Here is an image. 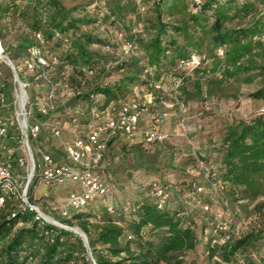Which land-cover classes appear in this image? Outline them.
<instances>
[{
	"label": "trees",
	"instance_id": "1",
	"mask_svg": "<svg viewBox=\"0 0 264 264\" xmlns=\"http://www.w3.org/2000/svg\"><path fill=\"white\" fill-rule=\"evenodd\" d=\"M200 2L201 10L191 0H104L97 16L96 11L93 15L88 10V3L66 7L61 0H0V21L6 27L14 21L26 25L14 43L0 42L17 71L18 63L24 64L33 47L47 51L46 58H58L51 46L65 50L64 58L50 65L47 72L58 70V83L49 78L57 86L56 112L65 114L66 109L58 106L57 100L59 93H66L67 101L79 102L80 106L69 119L78 118L80 123L87 124L92 107L104 120L109 106L119 108L131 101L140 102L139 91L144 94L140 103L145 102L146 95H152L149 110L160 107L152 112L154 119L165 111L166 103L175 102V81L179 103L173 108L178 110L179 104L186 109L190 100L237 99L243 85H254L248 96L264 103V0ZM143 7L145 12L141 11ZM150 13L153 14L149 16ZM106 22L115 27L111 36L115 42L108 33L103 38L98 35ZM57 33L68 41L56 39ZM36 34L41 35L43 44ZM119 34L122 39H118ZM3 36L1 28L0 39ZM120 43L123 50L127 43L136 44L138 50H124L117 55L113 48L120 47ZM195 58L199 62L187 68L186 64ZM114 72L120 75L112 81ZM63 85L67 86L66 92ZM173 141L162 146L152 144L151 155L144 152L141 144H136L130 153L133 168L147 165L151 173L166 171L174 175L160 181L170 182V197L177 199L174 209H159L153 198L135 192L128 199L130 206L126 207L125 202L117 204L113 214L106 205L91 203L82 211L69 210L66 218L48 216L85 234L95 264H183L180 256L192 253L198 244L210 264H264V258H257L255 252L264 232L251 231L211 245L212 228L207 239L203 238L208 223L196 220L200 211L192 207L195 200L188 195L196 176L173 164L179 149ZM216 152L214 157L200 152L195 156L216 167L217 179L223 186L217 198L230 204L236 201L237 192L243 199L264 195V114L228 124ZM162 156L167 162L155 167L153 160L161 161ZM191 169H197L194 159ZM35 179L36 172L28 188L31 203L35 202ZM15 207L14 201L8 200L0 210V264H92L78 234L37 220L36 214L28 210L12 217ZM179 211L185 215L178 217Z\"/></svg>",
	"mask_w": 264,
	"mask_h": 264
},
{
	"label": "built area",
	"instance_id": "2",
	"mask_svg": "<svg viewBox=\"0 0 264 264\" xmlns=\"http://www.w3.org/2000/svg\"><path fill=\"white\" fill-rule=\"evenodd\" d=\"M191 1L197 10H201L200 0ZM141 11L145 12V8H141ZM35 37L43 44L40 34H36ZM55 38L64 42L68 41L65 36L59 33L55 35ZM118 39H122L121 34L118 35ZM124 50L135 52L138 50V46L127 43ZM28 52L29 56L24 62L25 69L37 72L35 78L42 80L47 85L44 94L35 93L32 97L27 92L29 83L19 78L18 71L5 55L0 42V65L9 66L13 75V89L10 97H8V85L0 70V210L4 208L8 200H13L16 210L12 212V217L16 213L28 210L36 214L35 219H41L62 228L53 222L55 220L52 217L41 212L35 203L29 201L28 188L31 182L29 185L28 182L31 176H35L36 172V179H40L48 186L60 184L65 180L77 184V187L68 193L67 208H63L59 212L61 217H69V210L82 211L91 203L106 205L107 211L113 214L117 209V204L112 201L110 184L102 179L98 173L108 144L121 138L128 145L156 144L162 146L169 137L177 136L179 129L186 133L188 127L181 121L178 124L179 128L173 129L170 134L161 133L155 128H141L139 121L142 115L149 112L148 104L153 99L151 94L145 96L144 103L131 101L119 108L109 106L108 115L104 120L96 108L92 107L90 120L86 124L87 136L65 141L63 150L69 162L56 163L53 152L45 150L38 144L45 124L36 115L47 117L56 112L57 106L54 98L57 86L51 84L47 76V68H50V65H57L59 59L55 55H49V58H46L48 52L41 51L39 47H33ZM198 62L199 59L195 58L194 61L187 63L186 67L192 68ZM62 76L65 80L66 73L63 72ZM177 86L178 83L175 81V102L165 104V111L153 119L155 125L161 124L167 117V111L179 103L177 101ZM62 87L63 92H66L67 86L63 85ZM156 88L159 89V86L156 85ZM179 111L185 113L186 109L179 104ZM261 114H264V109L261 110ZM78 122V118L71 119L74 126H77ZM47 131L54 138L61 136V129L58 126L50 124L47 126ZM30 140H34L38 144L36 148L38 158L36 160ZM193 159L196 170L199 171L198 174L205 181L198 183L196 179L191 180L188 195L195 200L192 207L202 212L208 223L203 238L207 239L209 230L213 228V237L210 239L211 245L224 243L231 236L240 234L238 227H233V211L225 199L217 198L222 193L223 186L217 179L216 167L196 156ZM21 168L23 171L19 170ZM169 178H173L172 173L169 174ZM171 190L170 182L162 183L159 181H134L120 189L127 197L126 207L130 206L129 197L133 196L135 192H141L142 197L153 198L157 208L162 209L170 206L171 209H174L177 206V199L174 200L170 197ZM208 197H210V203L206 201ZM211 199L219 201L218 209H212ZM183 205L186 209V201ZM184 215L185 212L179 211L178 217Z\"/></svg>",
	"mask_w": 264,
	"mask_h": 264
},
{
	"label": "rangeland",
	"instance_id": "3",
	"mask_svg": "<svg viewBox=\"0 0 264 264\" xmlns=\"http://www.w3.org/2000/svg\"><path fill=\"white\" fill-rule=\"evenodd\" d=\"M104 0H61L62 4L66 7L72 6H85L87 3L90 4L88 10L95 14L97 12V16H100V8L101 4ZM81 14V12H78ZM153 13H150L151 16ZM4 29V36L0 39L2 44L5 43H14L18 34L26 29V25L21 21H14L9 23L6 27L5 23L0 21V29ZM115 27L111 26L109 22H106L102 25L98 35L100 38H103L108 33V38L115 42V39L111 37L114 33ZM111 33V34H109ZM117 42H120L117 40ZM121 47V48H120ZM120 47H114L113 51L116 52L117 55L121 54L124 50L120 43ZM51 50L58 56V59H63L65 55V50L60 46H51ZM18 76L20 79L25 80L29 83L27 88L28 94L32 97L35 93L44 94L46 92V84L40 80L36 79L37 72H32L26 70L24 64L18 63ZM0 70L2 71L4 81L8 85L7 96L10 97V93L13 89V75L9 66L0 65ZM120 73L114 72L111 76V80L114 81L119 77ZM47 76L49 78L56 80L58 83V70L51 69L47 72ZM58 88H61L58 85ZM146 87H144L145 89ZM191 88V87H190ZM189 88V89H190ZM255 89L254 85H243L240 87L238 92L237 99H208L207 101H194L190 100L186 106V112H180L177 108H172L173 110L171 114V119L169 122V127L175 129L178 127L179 122L183 121V123L188 127V131L185 133L179 129L177 131V141H173V144H177L179 146L178 152L175 151V158L173 159V164L177 166L184 167L186 170H190L191 174L196 176V181L198 183H202V179L199 171L192 168V159L195 157V154L198 152L205 154L210 157H214L218 155L216 152V147L219 146V143L223 137L225 128L232 121L236 120H250L255 114H260L261 110L264 109V103L260 101L252 100L248 95ZM137 99L140 102L143 100L144 94L140 91L137 93ZM66 93L62 96V93H59L58 96V106L66 109L65 114L62 117L59 116L57 119L62 122L68 123L69 116L74 112L77 107H80L78 104L70 103L66 100ZM9 100V99H8ZM74 104V105H73ZM160 110V107L156 106L153 109L149 110L150 112L156 113ZM144 115L141 116L144 117ZM146 117V116H145ZM56 118V117H55ZM62 118V119H61ZM140 118V120H141ZM140 124V121H139ZM175 127V128H174ZM53 146H56L57 143L54 142ZM31 148L34 152V157L37 159L38 156L36 154V148L38 144L34 140H30ZM135 148V145H128V143H124L122 145H117V148L112 151V148L106 153L105 156V168L103 169V176H108V174L113 177L111 180L112 184L120 187L121 185L126 184L131 179L134 180H146L150 178L152 169L147 168V165L142 168H133V159L132 155ZM144 152L148 154L154 153V146L146 145L144 147ZM146 156V155H144ZM148 158H150L148 156ZM163 162H167V159H164L162 156V160H153L155 163V167L162 166ZM153 168L152 166H149ZM34 178V177H33ZM33 180V179H32ZM36 181V179H35ZM32 182V181H31ZM35 183V182H34ZM36 186V185H35ZM123 187V186H122ZM42 188V184H40L36 190V197L40 194V189ZM35 191V188H34ZM57 193L54 195L55 197L48 199L41 198L39 200H35V204L39 207L40 211L45 213L46 215H51L54 218H57L59 215L58 211H52L51 206L54 205L56 207H62L64 205V194L59 187L57 188ZM111 194L114 195L115 191L111 190ZM118 200H121L122 197L118 195ZM206 198V197H205ZM236 201L231 200V209L233 213L232 223L233 227H238L240 234L236 237H242L248 232H264V195H259L255 199H243L241 197L240 192H237L234 195ZM212 200V199H211ZM210 201V197L206 200ZM212 209L219 208V201L212 200ZM198 217L196 216V220H205V216L202 212H198ZM201 223V222H200ZM205 234V233H204ZM264 236V234H262ZM256 256L257 258H264V239H260L256 243ZM91 258V256H89ZM182 258L183 264H210V261L206 256L201 253L199 244L196 250H194L190 254H183L180 256Z\"/></svg>",
	"mask_w": 264,
	"mask_h": 264
},
{
	"label": "crops",
	"instance_id": "4",
	"mask_svg": "<svg viewBox=\"0 0 264 264\" xmlns=\"http://www.w3.org/2000/svg\"><path fill=\"white\" fill-rule=\"evenodd\" d=\"M172 112H173V110H168L166 119L161 124L155 125L153 123V117H152L153 113L149 111L145 114L146 117L144 116L141 118L140 127L141 128H155L161 133L170 134L172 132L173 128L169 127L168 121H170V119H171ZM59 116L62 117L63 113H59V112L52 113L50 116H47L43 119H40V121L45 124V127H44L43 131L41 132V135L39 138L40 140L38 141V144L41 147H43L45 150L53 152L54 161L56 163H66V162H69V160L67 159V157L64 153L63 143L65 141L73 140L76 138H85L87 136V126H86V122L85 123L84 122H82V123L78 122V125L74 126L71 123V119L68 120V123L62 122L60 119L59 120L57 119V117L59 118ZM50 124L58 126L61 129V136L59 138H54L48 133L47 126ZM176 137L177 136L169 137L167 139L166 143H170L173 140L175 141ZM54 142L57 143L56 146H53ZM124 143H127V142L121 138L113 140L111 145L107 147V149L104 153L105 156H106V153L109 151L110 148H112V151H114V149L117 148V145H122ZM8 144L11 146V144L9 142H8ZM144 146H146V145H144ZM105 156H104V161H102L101 166L98 169V173L102 179H104L105 181H107L110 184V190H112L113 192L115 191V194L111 195V198H112V201L118 205L124 203L125 199L127 198L126 195L120 191L122 186H127L134 181H138V182L159 181L160 182L162 178H165V180H169L170 172L161 171V172H157V173H151L150 178H148L146 180L131 179L128 182H126V184L118 187L115 184H112L111 180H109V178L110 179L113 178V177H111L110 174H108V176H103V171H104L103 169L105 168ZM16 170H18V169H16ZM19 170L23 171L22 168ZM173 177H174V175H173ZM201 179H202V183H204V181H205L204 178L201 177ZM40 184H42V188L40 189L39 196L36 197L35 193H36V190ZM59 187L62 191H65V192H63V193H65L64 194V205L62 207H56V206L52 205L50 210L60 212L63 208H67L68 193L70 191H72L74 188H76L77 184H72L70 181L65 180L64 182H62L60 184H56L54 186H48L43 181H41L40 179H36V186H35V191L33 193V198H34V200H39L41 198H44V199H46V201H49L48 199L55 197L54 195L57 193L56 190H57V188L59 189ZM118 195H120L122 197L121 200H118V198H119V197H117Z\"/></svg>",
	"mask_w": 264,
	"mask_h": 264
},
{
	"label": "water",
	"instance_id": "5",
	"mask_svg": "<svg viewBox=\"0 0 264 264\" xmlns=\"http://www.w3.org/2000/svg\"><path fill=\"white\" fill-rule=\"evenodd\" d=\"M32 177H33V176H31V178H30V180H29V182H28V185H29V183L31 182ZM53 222H54L56 225L61 226L62 228L66 229V230H70V231L74 232L75 234H78L79 237L82 239V241H83V243H84V246H85L86 249H87V255H88V256H91L92 264H95L94 261H93V259H92V255H91L90 251L88 250V243H87V238H86L85 234H84L79 228H70V227H67V226H63V225H61L60 223H58V222H56V221H53Z\"/></svg>",
	"mask_w": 264,
	"mask_h": 264
}]
</instances>
